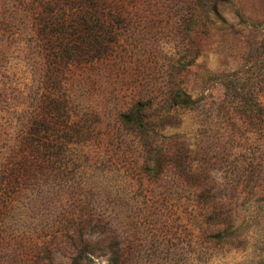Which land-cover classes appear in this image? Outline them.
I'll return each instance as SVG.
<instances>
[{
  "label": "rangeland",
  "instance_id": "374dc122",
  "mask_svg": "<svg viewBox=\"0 0 264 264\" xmlns=\"http://www.w3.org/2000/svg\"><path fill=\"white\" fill-rule=\"evenodd\" d=\"M114 1L124 11L101 15L105 30L91 34L100 47L58 69L74 144L27 180L36 205L0 223V264L18 251V264H72L87 252L83 264H264V0ZM43 4L0 0V171L43 113ZM88 37L77 29L79 49ZM178 90L190 106L170 108ZM136 101L152 102L154 177L118 119ZM198 194L226 197L237 238L194 220ZM83 208L106 212L116 239L81 252L65 242L60 212Z\"/></svg>",
  "mask_w": 264,
  "mask_h": 264
},
{
  "label": "trees",
  "instance_id": "16d2710c",
  "mask_svg": "<svg viewBox=\"0 0 264 264\" xmlns=\"http://www.w3.org/2000/svg\"><path fill=\"white\" fill-rule=\"evenodd\" d=\"M43 9V25L39 35L44 43V49L47 51L43 113L38 120L35 119V127H30L21 135L18 145L13 147L10 157L1 168V225H10L16 210L22 209V212H25L32 207V203L34 206L36 205L39 195H33L30 192L27 187V180L38 173L36 171L39 167L42 168L41 163L45 160L49 162L56 160L57 154L67 152L68 148L70 150L73 147L74 143L66 140L67 134L72 135L75 129L74 127H67L72 124L66 117L70 111V103L63 85L56 80L59 73L58 69L61 66L67 67L75 64L82 50L86 54L89 47L101 44L99 34L94 35L93 38L91 34L105 30L104 25L99 23L103 17L102 14L108 12L111 16H116L124 11L123 6L114 0H44ZM62 10H69L70 12L64 16ZM77 29L85 31L89 36L83 39L81 49L74 40ZM190 105L189 97L184 91L178 90L170 108L188 107ZM151 108V101H136L127 111L119 113L118 119L121 124L128 126L125 128L139 137L143 145L142 149L145 150L143 166L154 177L158 170L150 166L151 164L156 166L160 152L152 149V143L149 142L155 134V127H150L151 122L147 117V112ZM39 124L48 127H38ZM61 124L64 127H59ZM225 198L222 195L198 194L193 199L196 202V210L191 212L194 214L195 221L200 220L207 227L220 228L216 232L218 238H237L241 224L237 223V217ZM106 214V212L101 213L86 208L76 211L62 210L58 227L59 234L65 242L74 245L77 252H81L83 246H89L91 243L102 244L108 239L110 241L115 240L116 237L112 236L113 232L107 226L110 218L105 217ZM122 214L124 212L118 210L114 213L110 212L109 215L119 216ZM8 228L10 229V227ZM90 228L94 229L93 232L95 229L99 230L94 239L85 237ZM2 232L5 233L6 231L0 233ZM11 244L14 247L15 245L19 247V243L13 238H9L6 245ZM20 255L22 256V251L12 253L9 262L18 264L23 260ZM91 256L92 254L87 252L83 256H78L72 264H83Z\"/></svg>",
  "mask_w": 264,
  "mask_h": 264
}]
</instances>
